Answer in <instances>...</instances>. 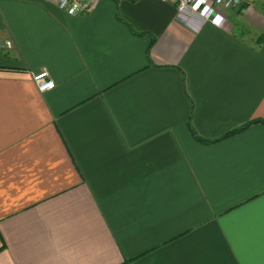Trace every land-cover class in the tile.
I'll return each mask as SVG.
<instances>
[{
  "label": "crops",
  "instance_id": "obj_1",
  "mask_svg": "<svg viewBox=\"0 0 264 264\" xmlns=\"http://www.w3.org/2000/svg\"><path fill=\"white\" fill-rule=\"evenodd\" d=\"M226 17L0 0V264H264V0Z\"/></svg>",
  "mask_w": 264,
  "mask_h": 264
},
{
  "label": "built area",
  "instance_id": "obj_2",
  "mask_svg": "<svg viewBox=\"0 0 264 264\" xmlns=\"http://www.w3.org/2000/svg\"><path fill=\"white\" fill-rule=\"evenodd\" d=\"M56 5L70 16H83L93 12L97 0H45ZM176 9V21L193 32L199 33L206 25L223 28L226 13L241 9L247 0H159ZM40 93L55 89V82L47 70L33 76Z\"/></svg>",
  "mask_w": 264,
  "mask_h": 264
},
{
  "label": "trees",
  "instance_id": "obj_3",
  "mask_svg": "<svg viewBox=\"0 0 264 264\" xmlns=\"http://www.w3.org/2000/svg\"><path fill=\"white\" fill-rule=\"evenodd\" d=\"M190 128H191L192 134L194 135V137H195L198 141L203 142V143H206V144L210 143L209 141H204V140L200 139V138L196 135L195 131L193 130V128H192L191 126H190Z\"/></svg>",
  "mask_w": 264,
  "mask_h": 264
}]
</instances>
